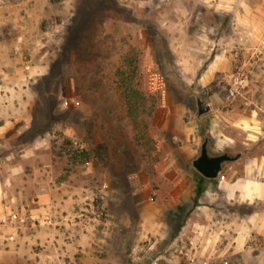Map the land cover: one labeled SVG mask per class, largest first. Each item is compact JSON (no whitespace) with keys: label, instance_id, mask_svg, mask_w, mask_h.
<instances>
[{"label":"rangeland","instance_id":"1","mask_svg":"<svg viewBox=\"0 0 264 264\" xmlns=\"http://www.w3.org/2000/svg\"><path fill=\"white\" fill-rule=\"evenodd\" d=\"M218 4L0 0V42L7 31L1 24L14 12V34L5 25L11 33L3 42L10 59L6 66L0 62V88L14 90L0 93V125L14 121L12 129L0 127V172L8 195H14V164L29 154V201L41 193L43 179L51 186L66 181L80 195L82 213L103 226L119 220L124 205L136 220L134 202L146 182L153 199L169 195L171 173L191 168L205 138L213 154L264 153V137L247 146L241 141L246 130L235 124L255 110L264 129V31H251L249 15L239 7L228 12ZM127 57L138 60L135 90L144 98L136 120L128 115L117 77ZM236 76H244L247 87L228 99L226 84ZM198 98L212 107L201 118L195 116ZM9 104L14 111L3 112ZM234 132L238 141H225ZM219 135L224 142L213 137ZM131 247L132 264L157 256L140 260L139 249ZM169 256L163 253L159 263ZM245 257L247 264H264V248ZM184 258L181 264H187ZM207 259L202 264H244Z\"/></svg>","mask_w":264,"mask_h":264},{"label":"crops","instance_id":"2","mask_svg":"<svg viewBox=\"0 0 264 264\" xmlns=\"http://www.w3.org/2000/svg\"><path fill=\"white\" fill-rule=\"evenodd\" d=\"M218 8L228 12L238 8L239 13L249 15L251 31H264V0H219ZM5 25H10L14 34V12L1 24L3 31L11 33ZM6 33L5 37L1 33L3 42ZM3 42L0 62L6 66L10 58ZM5 77L14 79L8 73ZM3 88L1 94H14L10 86ZM2 111L8 113L14 107L9 104ZM235 124L246 130L245 140L241 141L247 146L262 141L264 129L255 110ZM0 127L12 129L14 121ZM236 133L225 135V141L235 143ZM244 136L241 134V138ZM213 137L223 141L220 135ZM237 154L241 158L226 165L217 180L201 182L193 166L188 170L180 168L183 175L171 173L170 193L162 198L154 192L153 199L146 182L141 198L134 202L138 207L136 220L124 205L119 220L108 219L103 226L82 213L81 197L66 181L51 186L43 179L38 185L41 193L29 201L24 167L30 156L26 154L14 164V195H8L0 172V264H132L127 260L131 246L139 249L140 260L148 254L157 255L151 263L139 264H158L163 253L168 252L167 262L162 264H181L179 258L184 260V256L187 264H202L207 257L216 261L230 257L247 264L246 255L254 256L264 248V153L242 150ZM168 211L174 214L169 217ZM12 215L19 220L13 221ZM46 217L52 220L51 225L41 222ZM103 241L112 246H104ZM162 243L166 246L162 247Z\"/></svg>","mask_w":264,"mask_h":264},{"label":"water","instance_id":"3","mask_svg":"<svg viewBox=\"0 0 264 264\" xmlns=\"http://www.w3.org/2000/svg\"><path fill=\"white\" fill-rule=\"evenodd\" d=\"M196 118L210 113L212 107L204 100L198 98L196 101ZM209 139L205 138L199 156L192 162L194 170L207 180H217L222 177L226 165L234 163L241 158V154L230 153L213 154L208 147Z\"/></svg>","mask_w":264,"mask_h":264},{"label":"trees","instance_id":"4","mask_svg":"<svg viewBox=\"0 0 264 264\" xmlns=\"http://www.w3.org/2000/svg\"><path fill=\"white\" fill-rule=\"evenodd\" d=\"M139 75V67L138 60L132 57H127L124 61V69H121L117 72V77L120 82V89L124 95L126 100V106L128 115L133 120H136V117L139 116V110L144 108V98L142 95L135 90V79ZM89 161L88 154L83 155V163H87ZM201 182H205L206 179L201 177L199 174ZM198 195H201L202 190L198 189Z\"/></svg>","mask_w":264,"mask_h":264},{"label":"built area","instance_id":"5","mask_svg":"<svg viewBox=\"0 0 264 264\" xmlns=\"http://www.w3.org/2000/svg\"><path fill=\"white\" fill-rule=\"evenodd\" d=\"M227 98L228 99H236L241 93L244 91V89L247 87V79L243 76H236L235 78L231 79L229 82H227ZM12 220L18 221V217L15 215H12ZM21 222H25V219H22ZM41 222L51 225L52 220L49 217H46L45 219H42ZM204 264H210L209 261H205ZM223 264H229L228 262H224Z\"/></svg>","mask_w":264,"mask_h":264}]
</instances>
